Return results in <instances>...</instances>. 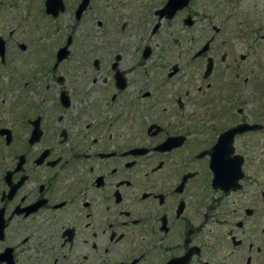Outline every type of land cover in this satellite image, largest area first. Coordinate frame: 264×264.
<instances>
[{
    "label": "flooded vegetation",
    "instance_id": "obj_1",
    "mask_svg": "<svg viewBox=\"0 0 264 264\" xmlns=\"http://www.w3.org/2000/svg\"><path fill=\"white\" fill-rule=\"evenodd\" d=\"M243 5L0 0V264H264Z\"/></svg>",
    "mask_w": 264,
    "mask_h": 264
},
{
    "label": "rangeland",
    "instance_id": "obj_2",
    "mask_svg": "<svg viewBox=\"0 0 264 264\" xmlns=\"http://www.w3.org/2000/svg\"><path fill=\"white\" fill-rule=\"evenodd\" d=\"M244 7V5H243ZM225 13H223L222 15H224ZM40 18L41 21L43 20V17L40 13ZM236 18L237 21H264V15H256L254 13H249L247 11V6L245 5V7L242 9V11H238L236 13ZM259 50L258 52H253L252 54V65L251 67H247V68H251L253 70V76H252V85L259 86V89L257 90H253V99L248 100L251 101L252 103L254 102H259L264 100V53L262 52L264 49V46H258L256 45L255 48ZM238 51L244 50V46H239L237 47ZM243 73H247L248 76L250 75L248 72L243 71L242 73L239 74V82L241 81V77L244 75ZM247 112H250V109H247Z\"/></svg>",
    "mask_w": 264,
    "mask_h": 264
},
{
    "label": "water",
    "instance_id": "obj_3",
    "mask_svg": "<svg viewBox=\"0 0 264 264\" xmlns=\"http://www.w3.org/2000/svg\"><path fill=\"white\" fill-rule=\"evenodd\" d=\"M200 52H201V50H200ZM208 69H206V71H205V74L204 75H206L207 74V72H208V70H209V67H207ZM247 127H251V126H247ZM252 127H254V126H252Z\"/></svg>",
    "mask_w": 264,
    "mask_h": 264
}]
</instances>
